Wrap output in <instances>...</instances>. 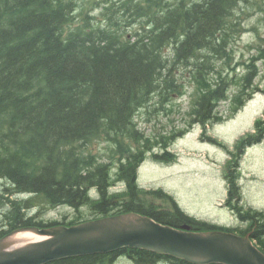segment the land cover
<instances>
[{"label": "trees", "instance_id": "obj_1", "mask_svg": "<svg viewBox=\"0 0 264 264\" xmlns=\"http://www.w3.org/2000/svg\"><path fill=\"white\" fill-rule=\"evenodd\" d=\"M235 2L203 0L170 9L150 35L134 43H119V36L105 33L90 21L75 27L76 7L71 1L0 0V238L17 227L57 223L37 221L30 213L38 196L53 206L68 204L78 209L89 204L103 215L136 211L174 227L186 223L196 230L221 228L189 217L177 205L174 211L147 206L136 181L141 161L137 154L113 175L109 164L96 161L82 145L106 136L118 150L126 139L134 138L138 132L133 116L154 95L162 103L164 93L154 91L174 86L170 74L163 75L167 64L161 47L172 39L179 41L173 71L180 72L184 64L194 61L201 75L209 56L196 55V50L217 46V34L225 29V18L233 13ZM180 29L184 38L179 40ZM255 76L254 68L246 83ZM200 84L194 113L198 122L206 124L217 118L214 110L226 97L227 83L220 80L212 87L200 79ZM238 99L243 102L242 97ZM115 180L126 184L121 194L110 192ZM92 187L98 189L99 198L89 195ZM23 193L32 196L20 197ZM241 199L235 176L229 177L227 203L242 221L251 223L241 233L252 231L251 237L264 248V212L246 210ZM122 253L137 264H195L137 248L46 264H114Z\"/></svg>", "mask_w": 264, "mask_h": 264}, {"label": "rangeland", "instance_id": "obj_2", "mask_svg": "<svg viewBox=\"0 0 264 264\" xmlns=\"http://www.w3.org/2000/svg\"><path fill=\"white\" fill-rule=\"evenodd\" d=\"M84 8L85 13L90 15L98 13L99 0H77ZM102 1V0H100ZM166 10V8H165ZM234 18L236 26L230 29L231 51L233 55L232 65L237 64V71L242 75L246 71V62L249 58L259 53L264 48V0H241L240 9L236 11ZM133 27L137 28L138 24ZM172 47L166 49V54L172 56ZM224 61V59H223ZM260 73L255 79L254 86L259 90L247 106L236 116L232 113L229 102H222L219 111L227 118L223 123L209 126L208 135L216 136L229 146L243 134L253 131L254 121L258 117H264V65L263 60L258 62ZM225 66L221 62L218 67ZM225 72L230 75L234 73L228 66ZM190 69L182 68L179 79L185 81L186 93L183 96L176 95L174 100L168 104L165 111L161 103L151 102L136 117L138 127L147 135L153 136L163 130L172 128H184L190 118L188 111L191 108L192 93L194 84L190 80ZM237 86L233 85L230 93L234 94ZM155 100H158V96ZM234 116V117H233ZM196 125V126H195ZM191 132L183 139H178L171 150L178 154V163H158L149 155L148 160L139 170V183L145 188H164L169 193L176 196L181 207L185 211L200 219L217 222L227 226H238L241 223L231 210L226 206H221L219 202L226 196V183L224 179V163L228 155L227 151L220 149L210 143L202 142L198 138L202 136V125L195 124ZM259 128L264 127L262 122ZM206 135V133L204 134ZM99 140V139H98ZM97 141V140H96ZM90 143L87 148L95 154L100 161L109 165L114 159L116 144L108 141ZM130 139H126L125 146L132 144ZM156 150L161 151L160 148ZM241 186L243 192V202L246 206L264 210V140L252 147H249L242 161ZM123 185L113 187L114 190L122 188ZM93 195H97L92 190ZM184 193L185 195H180ZM28 195H22L26 197ZM146 204L149 206L151 200H155L156 206L167 207L164 198L158 199L152 194L145 196ZM172 204V203H171ZM41 211L39 219L44 221L65 220L97 216L92 215L89 207L75 210L69 205L48 206L43 200L32 209V212ZM35 214V213H34ZM2 214L0 212V222ZM244 226V225H243ZM129 260L122 257L115 264H128Z\"/></svg>", "mask_w": 264, "mask_h": 264}, {"label": "water", "instance_id": "obj_3", "mask_svg": "<svg viewBox=\"0 0 264 264\" xmlns=\"http://www.w3.org/2000/svg\"><path fill=\"white\" fill-rule=\"evenodd\" d=\"M33 231L42 239L13 246L15 235ZM136 247L197 264H264V253L230 232H188L162 225L136 212L84 222L71 227L17 228L0 239V264H45L71 256Z\"/></svg>", "mask_w": 264, "mask_h": 264}, {"label": "bare ground", "instance_id": "obj_4", "mask_svg": "<svg viewBox=\"0 0 264 264\" xmlns=\"http://www.w3.org/2000/svg\"><path fill=\"white\" fill-rule=\"evenodd\" d=\"M158 95H154L153 96V98L151 99V101L147 104V105H145V106H143V107H141V109H139V111H138V113L136 114V116H135V118L137 117V115L145 108V107H147L148 105H150V103L151 102H153L154 103V101H156V102H158L159 103V97H158V100H155L156 99V97H157ZM137 128H139L138 127V124H137ZM106 141H108V142H111V143H114V144H116L115 142H113V141H110V140H106ZM90 144V143H89ZM89 144H84V145H82V148L86 151V153H91L94 157H95V159H96V161H100L99 160V158L95 155V154H93L90 150H88V148H87V146L89 145ZM117 146V145H116ZM114 150H117V147L116 148H114ZM111 160L113 161V158H111ZM100 162H103V161H100ZM103 163H106V162H103ZM108 164V163H107ZM24 195H28V196H26V197H23V198H28V197H30V196H32L30 193H23ZM23 194H20L19 196L21 197ZM39 198V196L36 198V199H38ZM171 203H172V206L174 207V208H176V205H177V203L174 201V200H172L171 201ZM60 205H68V204H60ZM60 205H56V206H60ZM70 206V205H69ZM178 206V205H177ZM70 207H72V206H70ZM179 207V206H178ZM73 209H75V210H80V208H75V207H72ZM179 209L184 213V211L179 207ZM111 216H113V215H108V217H111ZM82 220H84V222H86V220H85V218L84 219H82ZM41 221V220H40ZM36 227H38V228H41L42 226H40V225H35ZM43 238V236H38L35 232H33V231H25V232H23V233H19V234H16L15 235V240L13 241V246H21V245H25V244H28L29 242H31V241H33V240H36V239H42ZM178 259H181V258H178ZM182 260H185V259H182Z\"/></svg>", "mask_w": 264, "mask_h": 264}]
</instances>
